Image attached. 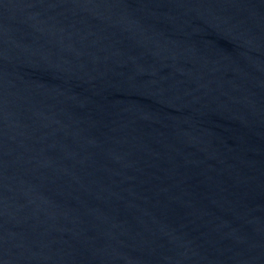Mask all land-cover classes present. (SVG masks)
I'll return each instance as SVG.
<instances>
[{"label":"water","instance_id":"water-1","mask_svg":"<svg viewBox=\"0 0 264 264\" xmlns=\"http://www.w3.org/2000/svg\"><path fill=\"white\" fill-rule=\"evenodd\" d=\"M0 264H264V0H0Z\"/></svg>","mask_w":264,"mask_h":264}]
</instances>
